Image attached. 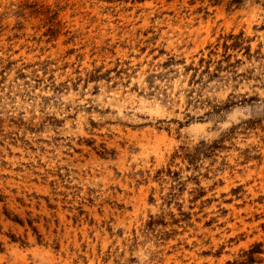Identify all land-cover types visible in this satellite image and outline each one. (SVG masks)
I'll return each instance as SVG.
<instances>
[{
    "label": "rangeland",
    "instance_id": "374dc122",
    "mask_svg": "<svg viewBox=\"0 0 264 264\" xmlns=\"http://www.w3.org/2000/svg\"><path fill=\"white\" fill-rule=\"evenodd\" d=\"M0 264H264V0H0Z\"/></svg>",
    "mask_w": 264,
    "mask_h": 264
}]
</instances>
